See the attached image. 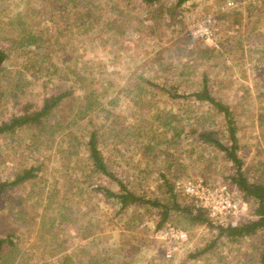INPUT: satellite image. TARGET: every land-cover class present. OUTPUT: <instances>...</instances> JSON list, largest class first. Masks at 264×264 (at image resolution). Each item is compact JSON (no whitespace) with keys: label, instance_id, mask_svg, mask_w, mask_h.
<instances>
[{"label":"rangeland","instance_id":"374dc122","mask_svg":"<svg viewBox=\"0 0 264 264\" xmlns=\"http://www.w3.org/2000/svg\"><path fill=\"white\" fill-rule=\"evenodd\" d=\"M102 1L107 8L124 2L133 5L130 8L133 17L130 16L131 21L127 22L123 33L99 29L97 34L78 35L73 26H68L67 35L62 36L72 44L64 53L67 57L53 52L54 46L46 49L45 44L8 49L0 70V77L7 88H1L5 95L0 99V118L16 108L20 109L25 99L38 106L45 92L55 90L59 85H70L71 79L65 78L63 68L69 70V63L79 60L91 65L95 71L104 72L99 77L106 82L101 99H112L107 104V100L104 102L107 107H112V116L108 119L93 117L95 122L116 127L118 134L124 128L120 125L142 120L153 125L150 111H172L180 117L183 127L181 144L168 155L169 161L177 164H171L174 166L169 169H165L162 156L157 155V147L146 153L127 145L135 138L131 134H124L115 149L105 151L107 159L115 160L113 170L123 180L129 179L133 190L137 191L134 186L141 184L143 190H138L139 193L166 199L169 192L161 171L167 173L171 183L177 178L203 177L208 181L232 185V161L217 148L197 142L191 131L192 128L219 127L221 115L206 101L197 100L192 95L170 96L164 89L166 85L177 84V93L192 91L199 84L202 70L206 69L212 93L235 111L239 127L238 154L244 171L249 179L264 182L262 0H188L174 26L160 22L151 35L145 32V25L150 21L144 19L148 14L138 0ZM42 2L0 0V5L6 6L9 12L14 9L22 12L23 6L40 7ZM4 15L0 13V18ZM24 16L27 21L43 19L36 13L31 15L27 12ZM128 23H131L129 27ZM0 45L7 47V41L1 40ZM207 47L209 52L205 51ZM52 61L56 66L48 68ZM104 81L100 80L96 86H103ZM17 83L16 88L14 85ZM15 88L16 96L9 97V91ZM79 91L77 86H73L68 97L72 99L79 95ZM80 123L81 127L87 126ZM19 135V142L7 136L6 142V138L0 136V151L15 154L13 158L0 155V177L11 174L15 167L22 169L30 164H43L37 176L10 191L12 201H6L1 207L0 228L15 233V250L9 254L7 264H264L261 256L264 239L260 230L236 242L218 238L211 250L192 257L191 253L216 234L205 224L190 225L187 220H176L172 214L167 222L158 226L157 207L135 204L117 210L114 198L91 189L87 182L83 184L81 197L70 196L73 202L76 200L74 208L67 206L64 166L54 150L61 141H56L53 148L47 147L45 142L31 144L29 137L25 141L24 131ZM55 179L58 182L55 183ZM94 182L117 188V184L105 176H98ZM174 192L192 203L189 195L179 190ZM243 198L247 205L240 217L246 215L250 205L244 195ZM46 203H49L47 207ZM67 207L71 212L68 219ZM76 211L77 216H74ZM25 219L30 221L16 226L15 222ZM50 219L53 220L52 225H48ZM167 225L185 229L188 239L175 243L162 237V229Z\"/></svg>","mask_w":264,"mask_h":264},{"label":"trees","instance_id":"16d2710c","mask_svg":"<svg viewBox=\"0 0 264 264\" xmlns=\"http://www.w3.org/2000/svg\"><path fill=\"white\" fill-rule=\"evenodd\" d=\"M41 1H43L41 3L43 6L40 5V7L34 8L23 6L22 12L15 9L9 12L6 6L0 5V13L5 14L4 17L0 18V30L4 28V32L0 34V41H7V47L0 45V70L3 69L2 63L7 58L8 49L28 45L42 46L45 44L46 49L54 46L53 52L56 51L67 57L68 55L64 53L72 44H70L69 39H66L67 37L62 36L67 35L68 26H73L78 35L97 34L99 29L101 31L113 29L112 31L115 34H121L127 29V22L131 21L130 16L133 17L130 14L133 5H127L126 2L120 3L119 6L115 4L109 5L107 8L102 0ZM138 1L144 5L148 14L144 18L150 21L145 25V32L151 35L157 30L160 22L174 26L177 23L175 19L182 16L183 4L188 0ZM262 4V9H264V0H262ZM27 12L31 13V15L33 13L42 15L43 19H37L35 22L27 21L24 16ZM129 25L131 23H128V27ZM134 28L138 29L137 26ZM60 35L61 37H59ZM92 39L90 38V40ZM209 49L207 47L205 51L209 52ZM212 51L213 48L210 52ZM54 55L53 53L52 56ZM72 64H77L78 66ZM69 65L71 66L69 70L67 68L63 69L65 78L67 80L71 79L70 85L67 84V87L59 85L55 90L52 89L45 92L42 102L38 106L25 99L20 109L16 108L0 118V136L6 138V142H8L7 137L19 142V134L23 131V139L26 141V138L29 137L31 144L45 142L47 147H53L56 141H61L60 145L53 148L56 157L62 162V167L64 166L63 183L67 184V206L74 208L73 203L76 200L73 202L70 196L75 194L81 197L83 184L87 182L91 189L100 190L106 196L114 198L118 204L117 210H122L127 208L128 205L135 204L157 207L159 210L158 226L163 222H167L172 214L176 216V220H187L190 225L205 224L206 227L216 231L215 238H211L209 242L194 253H191L192 257L211 250L218 238L224 237L229 241L236 242L239 238L254 235L260 230L264 239V182L249 179L248 173L244 171L242 159L238 154V149L240 148L238 139L239 127L235 111L229 104L224 103L212 93L209 88V78L206 69L202 70L199 84L192 91H186L185 94L177 93V84L166 85L164 89L170 96L192 95L197 100L206 101L221 115L222 119L219 127H203L199 130L192 128L191 131L195 134L197 142L217 148L224 153L226 158L232 161L233 171L230 173V181L250 201L246 215L240 217L236 224L233 225L212 224L205 209L199 208L191 202L188 203L183 197L182 199L174 192V183H171L165 171H161L162 173L160 174L163 176V183L167 186V191L169 192V196L166 199H159L150 193H139L138 190H143L141 184L134 186L138 189L137 191L133 190V187L130 186V180H123L121 175L113 170L112 167L115 160L107 159L105 151L115 149L116 143L118 140L119 142L122 141L123 138L121 136L124 134H131L135 138L128 142L127 145H133V148L146 153L157 147V155L162 156L161 161L166 164L165 169H169L174 166L171 164H177L176 161H169L168 155L174 153V150L181 144L180 137L183 127L180 123V117L172 111L161 113L150 111L151 121H154L153 125H148L149 123H145L142 120V122H137L140 123L137 127V123L132 122L131 125H120V128H124L120 129V133L118 132L117 134L119 129H116V127L106 125L105 122L96 121L98 122L96 123L93 120V117H98L99 119L105 117L108 119L113 114L112 107L106 106L112 99H101V93L106 88V82L104 78L100 79L99 77L104 72L101 70L95 71L91 65L82 63L79 60L70 62ZM53 66H56L54 61L48 65V68ZM100 80L104 81V85L96 86ZM147 82L151 83L150 81ZM14 86L17 88L18 83ZM73 86H77L80 91L79 95H74L71 99L68 96L71 95ZM1 88H6V86L0 77V99L2 95H5L1 91L4 89ZM16 88L13 91H9V97L16 96ZM105 101L106 104H104ZM66 103L67 105H65ZM62 110H65L64 113ZM97 112L100 113L98 116ZM80 122H84L87 126L81 127ZM0 155L12 158L15 156V154L10 155L9 152L4 154L1 151ZM42 164L41 162L30 164L29 166H23L22 169L15 167L12 169L11 174L0 177V222L2 219L1 207L6 201H12L10 200V191L24 183V181L37 176L38 170L42 169ZM98 176H105L107 179L114 181L117 184V188L94 182ZM56 182L58 180L55 179ZM51 186L55 188V184ZM50 197H52V194ZM14 198L16 197L14 196ZM48 204L46 203L45 207ZM18 212L20 213L21 210L19 209ZM76 213L78 211L75 212L74 216H77ZM70 214L71 212L67 213V219ZM41 216L43 225H45L44 215L41 214ZM17 217L20 219V216ZM28 221L30 220L25 219L15 223L16 226H20V223ZM52 223L53 220L50 219L48 225H52ZM11 228L14 229V226ZM14 234V231H2L0 228V264H7L9 254L15 250ZM261 256L264 259V249Z\"/></svg>","mask_w":264,"mask_h":264},{"label":"built area","instance_id":"2783aa9c","mask_svg":"<svg viewBox=\"0 0 264 264\" xmlns=\"http://www.w3.org/2000/svg\"><path fill=\"white\" fill-rule=\"evenodd\" d=\"M174 189L189 195L192 203L205 209L215 225L236 224L247 205L242 192L235 186L225 182L208 181L203 177L177 178L173 181ZM162 237L175 243L188 239L187 231L175 225H167L162 229ZM170 254V250H167Z\"/></svg>","mask_w":264,"mask_h":264}]
</instances>
